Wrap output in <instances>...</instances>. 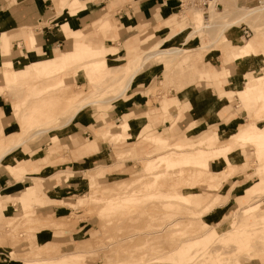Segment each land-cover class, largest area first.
<instances>
[{
	"label": "rangeland",
	"instance_id": "obj_1",
	"mask_svg": "<svg viewBox=\"0 0 264 264\" xmlns=\"http://www.w3.org/2000/svg\"><path fill=\"white\" fill-rule=\"evenodd\" d=\"M53 1L57 6L58 14H63L68 10L71 16H75L79 14L80 10L84 9L81 0H78V4H76L77 0ZM218 1L222 5L219 8L215 7L217 12L215 11L209 22L197 32H194V27L198 25L193 23V13L201 11L205 19H207L205 15H210V13L205 14L206 9L198 5H189L187 0H183L184 3L180 11L170 16L161 17L159 6H154V8H157L152 11H156L155 16L137 20L133 18L136 22L132 19L134 22L131 24L134 25L123 26L120 24L119 27H123V31L132 37L130 40L139 45L138 51L133 53L129 47V54L122 59L119 57L121 49L115 48L114 58L109 60L108 64L105 63L103 68L96 72L97 74L90 72L89 68L85 69V65H82V63H73L52 79L49 78L43 81L41 78H31L25 82H17L4 69L3 75L5 77L4 79L0 77V118L3 114L1 108L5 107V101L11 99L14 118L19 124L22 116L18 118L17 113L20 112L21 115V113L27 111L25 110L27 107L32 106L34 100L29 97L35 91L36 93L42 92H37V88H34V86H40L41 82L53 84L58 79H64L65 83L63 84H66V87L58 89L59 93H62L65 89L64 93L68 92L71 95V93L74 94L73 92L76 93V91L82 90L83 94L88 96L87 94L93 91V97L88 100L109 101L107 103H95L83 108L80 107L86 100L71 101V104H67L66 108H59L61 110L59 118L45 124L42 123L40 118L35 121L36 124L44 128L56 126L57 129L26 138V140L41 139L44 142L49 141L50 138L52 139L54 135L59 133L66 134L65 130L60 132V129L66 126L62 125V127L61 124L64 123V118L68 120L72 118L71 123L69 122L70 125L66 127V130L67 128L71 129L69 140L73 148L71 150L73 154L72 161L87 156L85 168L79 167L77 172L72 168L55 169L51 172L50 166L65 163L68 161L66 157L56 158L49 162L44 159L41 161L43 167L41 166L36 171L19 170L8 164L11 163L20 167V162L24 160L20 156H14L15 153H11L7 157L13 150V147L10 151L9 148L14 144L9 141H6V144H0V155L2 154L1 145L8 150H5L7 154L0 163V168L5 165L7 171L18 180L25 178V175L30 176L34 181L33 185L36 187L39 183L43 186V190L46 189L48 195L53 194L51 189L54 187L57 189V196L45 202L37 195L36 188H31L30 193L21 194L22 191H20L1 199V259H11V261L18 264H24L25 260L39 257L47 258V264H106L108 261H119L116 264H133L135 262L136 264H264V259L259 258L261 254H264V220L254 214L246 215L248 221L252 223L246 225L241 232L245 235L236 234L235 222L237 219L238 221L242 220L244 215L234 216L237 209L236 196L238 194L245 192L248 196L247 193L250 194L253 189L264 188V156L258 157L259 145L244 144L240 143L244 142L241 139H239L240 142H236L234 139L228 138L229 134H232L237 128L246 126L247 122L257 124L258 120L256 118H259L254 110L258 103H248L247 109V104L242 98L243 93L240 91L245 87L244 80L237 86H231L229 84L230 77L236 75V77L240 76L239 79L242 77L246 79L247 76L248 79L251 74L255 75L263 72L264 54L254 57L253 66L251 67L250 64L235 60L232 55L227 53L229 51L227 41L228 43L242 45L250 38L243 37L241 31L243 28L250 27L252 35L255 34V29L262 28L264 30V10L241 18L249 10L247 8L258 7L257 0ZM133 3L136 2L133 1ZM73 4H76V8L72 7ZM208 10V12H211L212 8L210 7ZM114 13L115 10L112 9L106 15L109 18L108 21L112 20V25L104 26L100 25L101 21H96L88 27L91 32L86 37L84 31L72 30L66 23L63 26L65 35L73 37L74 48L78 46V43L82 47H88L90 44L97 46V43L88 42L91 39L97 40L101 37L115 39L114 36L109 34V32L119 28L113 17ZM164 19H167V22L163 23ZM228 22H232V24L227 27L225 24ZM159 26L161 27L158 28ZM180 29L183 30L180 31ZM3 36L2 33L0 39ZM225 40L227 41L225 42ZM156 43L158 49L181 48L183 52H168L160 56L153 54L146 60L144 54L150 50V46L155 48ZM10 46L11 42L9 43ZM27 46H29L28 43ZM102 46L104 45L101 44L100 49H103ZM15 48L16 46H11V55L25 54L24 51L21 53L19 50L14 51ZM135 56L141 57L139 59L140 66L122 70L123 68L120 66L125 65L127 63L125 61L129 60V57ZM143 57L146 61H143ZM153 63L164 64L163 80L161 82H159V78L152 81L146 78L148 67ZM127 67L129 66L126 65L125 68ZM136 68H138L137 71ZM215 68L224 70L223 79L227 83H221V80H217L212 76ZM135 71L136 76L130 87L122 96H119L124 90L129 76ZM92 74H95V79H92L94 77ZM28 85H31L30 88ZM55 86H58V84ZM135 86L139 88L137 89ZM171 87L176 89L182 100H185L197 89L211 87L216 88L218 91L223 90V93L220 94L222 100L217 102L200 121L193 122L191 127L203 125L207 120L211 124L217 120L224 123L230 122L237 115L240 118L234 120L231 127L222 135L212 134L214 130L209 129L210 127L206 131L196 134L197 130L200 129L189 127L181 133V136H169L170 142H180L178 140L180 138L184 141L189 139L191 142H196L190 145L193 148L190 152L196 154V156L202 153V146L217 149L218 145L220 147L221 144L232 143L235 148L241 150L246 160L243 165L228 162L229 152L217 154L219 157L216 158L211 157L210 173L199 168V164L193 163H184L180 167L177 166L178 163L175 165L162 163L152 170L151 174H147L148 171L146 170L144 171V163L147 158L166 152L165 148H158L150 139L151 135L160 134L157 133L160 130V125H164L166 121H170L172 124L182 121L178 123L182 125L195 116L202 114L198 110L188 111L189 109L183 106L182 111L176 118L164 116L169 114L170 106H177L179 102V99L171 97L169 94ZM228 88L235 89V92L224 94V91ZM140 89L148 97L149 110L145 115L151 122L152 119L156 121L148 125L142 132H138V134H133L135 132L133 130L127 137H115L109 135V133L104 135V129L108 124L118 126L121 123V121L115 120V113L110 111L120 110V106L123 104L129 105L134 93ZM248 95L251 98V93H248ZM114 97L115 100H113ZM154 103L162 104L161 108L165 113L164 115L158 113ZM17 107L19 111H16ZM97 107L101 111L91 113L92 109L94 110ZM185 110L187 112L184 114ZM88 113L90 116L93 115L92 123L82 127V130L83 132L88 130L91 136L83 137L80 135L82 131L80 133L74 132L80 120L77 115H80V118H87ZM211 113L213 115L217 114L211 118ZM263 114L261 115L264 116ZM255 119L257 121H254ZM19 124L15 125L11 131L18 129ZM59 125L62 128L58 127ZM117 128L119 127H114L111 131H119ZM0 132L1 134L7 133L4 129ZM32 132L33 130L28 135H31ZM226 133L227 135H225ZM210 134L212 135L208 137L206 145H202L201 139ZM185 135H187V139H185ZM96 137L99 144L96 151L90 154L80 151L84 143ZM60 144L61 140L58 136L53 145L60 146ZM106 145L113 148L118 160L117 163L98 161V158L105 155ZM63 149L66 150L67 145H64ZM50 152H55V149ZM127 161L131 165L125 168ZM225 161L228 163L226 164ZM157 173L162 175L158 177L155 185L152 186L151 180ZM212 174H214V179L209 178L208 180L207 176ZM204 182H207L209 187L203 185ZM70 186L71 191L67 189ZM135 190H139V192L135 193L136 199L133 202L122 200L124 196L133 193ZM173 192H180L192 198L190 200L175 198L172 195ZM151 193L155 195L149 198L145 197ZM199 194L206 196V199L199 200ZM260 195L255 199L251 198L247 204L254 203L256 199H259L263 202L260 205L261 208H264V192ZM18 196L21 197V200L18 199ZM28 196L37 197L31 202L30 206L25 203L28 201L25 200V197ZM225 196H229L228 199ZM109 203L112 206L105 208ZM208 205L210 207L206 209L205 206ZM8 206H10L12 212L9 211ZM63 206L68 207V210L64 213L60 211ZM49 215L52 217L46 218ZM37 216L39 219H35ZM46 219L49 220V223ZM59 222H61L62 227L55 226L59 225ZM62 223L65 224L62 225ZM165 225L166 227L161 233L160 231L156 232L157 228ZM237 228L242 229L243 226ZM207 229H209V232L200 236ZM43 231L47 232L45 237L41 236ZM68 233H71V241L60 242L58 237ZM195 237L199 238L197 242L193 241L192 243L194 245L193 257L182 258L177 253V247L185 243L186 240ZM206 247L211 248L206 249ZM134 253L137 254L135 257L130 256ZM53 257L55 258L53 259ZM120 258H124L123 261Z\"/></svg>",
	"mask_w": 264,
	"mask_h": 264
},
{
	"label": "crops",
	"instance_id": "obj_2",
	"mask_svg": "<svg viewBox=\"0 0 264 264\" xmlns=\"http://www.w3.org/2000/svg\"><path fill=\"white\" fill-rule=\"evenodd\" d=\"M84 4V9L79 11V14L75 16H71V14L67 11L63 14H58L57 6L53 0H0V37L2 33L4 34L3 38L0 39V77L4 79V61L7 60L14 64L16 74L18 77L19 82L28 81V79L32 78V63L36 60H47L53 59L59 55L60 52H71L74 48V40L73 37H67L65 35L63 26L64 24H68L69 28L72 30H82L86 33L85 37L91 30H88L89 26L96 21H99L101 18L106 17V15L115 10L113 17L118 24L123 26H128L135 19H140L144 17H151L156 15V11L152 12L154 6H159L158 9L160 10L161 17H167L172 15L173 13H177L181 9V1L180 0H81ZM136 2L135 4L133 3ZM151 2V3H149ZM79 1L77 0L76 4ZM74 5V4H73ZM99 18V19H98ZM135 18V19H133ZM98 19V20H97ZM109 19V18H107ZM134 21H133V20ZM92 21V22H91ZM110 25L113 24L112 20L108 21ZM136 22V21H135ZM163 23L167 22V19L162 21ZM134 25V24H131ZM179 25V24H178ZM123 28V27H122ZM121 27H119L115 31L109 32L110 35L114 36L115 39H111L110 37L107 38H99L97 40L91 39L88 42L97 45H104L102 46L103 49L105 48H119L121 49L120 56L122 59L126 58L129 54V47L133 53L138 51L139 45L135 43V41H131L129 35L123 31ZM69 29V30H70ZM31 31V33H30ZM33 34L35 37L36 43L32 45L30 35ZM11 42V46H16L14 51L25 52L24 55H11L4 56V49L8 50L10 53L11 46L9 47V43ZM27 43L29 46H27ZM117 58V57H115ZM253 62V61H252ZM164 72V64L163 63H153L148 67V74L146 76L147 80L152 81L156 78H159V82L163 80L162 73ZM225 75L224 70L214 69L212 72V76L217 79L221 80V83H227L224 81L223 77ZM240 77V76H239ZM236 75L230 77L231 81L229 84L231 86H237L241 84L242 80L245 83V77L239 79ZM135 79V78H134ZM135 88H139L135 86ZM243 90V89H242ZM242 90L240 92H242ZM228 92H235V89L228 88L224 91V94ZM223 93L221 89L218 91L216 88L213 89L211 87H206L203 89H197L194 93L190 94L185 100L181 99V95H179L174 87L170 88L169 94L171 97H176L179 99L177 106H174L170 109L169 114H165L163 109L161 108L160 103H154L158 113L165 114L164 116L168 117H177L180 111H182V107L185 106L188 111H195L198 110L202 114H206L217 102L222 100L220 98V94ZM1 94V89H0ZM178 97V98H177ZM151 98V97H149ZM148 97L145 96L143 91L137 90L134 93L129 105H121L120 110H112L110 112L115 113V120L116 121H130L135 129L133 134H138V132H142L148 125L156 120L152 119V122L148 119L145 115L148 112ZM152 99V98H151ZM120 105V104H119ZM5 107L1 108L3 112L0 118V131L6 130V132L11 131L15 125H17V121L14 118V108L12 104V100L8 99L5 101ZM7 109V110H6ZM97 111L98 113L101 111L99 108L92 109L91 113ZM217 111V110H216ZM187 111H184V114ZM89 114V113H88ZM132 115V116H131ZM80 119L79 123L76 125L75 133H80L82 131L81 136H91L88 130H82V127H85L92 123L93 115L87 118H80V115H77ZM152 117V116H151ZM194 117V116H193ZM240 118L239 115L231 119L230 122H221V120H217L215 123H209L210 121L207 120L203 125H196L191 127L193 124V119L189 120V122L184 123L182 125L178 124L182 121L177 123H173L170 121H166L164 125L159 126V132L161 135H168L170 137H178L181 136V133L185 131V129L191 128H199L196 134H200L209 129L217 131L219 134L225 133L234 120ZM71 123V121H70ZM70 123L60 129V132L65 130V133L57 134L61 140L60 146L53 145L55 141H42L39 140H26L24 143L19 145L18 147L14 148L8 155L11 153H15L14 156H20L21 159L20 164H23L22 167L27 171H36L42 165V160L46 159L48 162L53 161L54 159L58 158H67L68 161L65 163L51 165V172L59 170L61 168L65 169H74L77 172L79 167L85 168V162L87 156L80 160H73V154L71 150L70 136H71V129L66 130V127L70 125ZM95 123V122H93ZM119 123V122H118ZM94 125V124H93ZM106 126L104 132L107 131ZM210 125V126H209ZM152 126V125H151ZM173 130L175 132L173 133ZM3 134L0 132V138L3 137ZM154 134V135H160ZM151 135V136H154ZM186 136V135H185ZM64 145H67V149H63ZM5 147L1 145V149ZM99 148L98 139L97 137L94 139H89L86 143H84L80 151L85 154H90L96 151ZM55 149V152H50L51 150ZM58 149V150H57ZM57 150V151H56ZM46 152V153H45ZM13 160V159H12ZM98 161H103L107 163L114 164L117 163L118 160L116 155L113 152V148L110 145L105 146V155L98 158ZM84 163V164H83ZM131 165L128 161L126 162L125 168H128ZM3 168H0V191L4 189H9L10 195L21 192L23 193H30L31 188H36L37 195L45 202L46 200H51L57 196V189L54 187L51 189L53 192L52 195L46 194V189L43 190V186L37 183L36 187L33 185L34 181L31 179L30 176L25 175L22 180L16 179L14 175H11L5 165ZM43 167V166H42ZM21 170V169H19ZM69 191H71V186L68 187ZM75 190V189H74ZM20 194V195H21ZM204 200L206 196L200 195ZM227 199L229 196H225ZM20 196H18V199ZM35 196H28L25 197V202L27 205L30 206L31 202L36 199ZM251 198H249L245 192L243 194H238L236 196V204L238 211L239 208L247 205ZM229 205V202L227 203ZM227 205V206H228ZM68 210L67 206L61 207V212H66ZM47 235L46 231L41 232V236L45 237ZM60 242H70L71 241V233L66 235H61L58 237ZM259 258L264 259V254H261ZM258 258V259H259ZM0 264H18L17 262L11 261V259L7 258H0Z\"/></svg>",
	"mask_w": 264,
	"mask_h": 264
},
{
	"label": "bare ground",
	"instance_id": "obj_3",
	"mask_svg": "<svg viewBox=\"0 0 264 264\" xmlns=\"http://www.w3.org/2000/svg\"><path fill=\"white\" fill-rule=\"evenodd\" d=\"M75 6H76V4H74V6H72V7L76 8ZM215 7L216 6L214 4L211 5L212 10H211V12H209L210 15H208V17H209L208 19H210L212 17L213 13L216 11ZM247 9H249V10L244 15H242L241 18H244L246 15H249V14L251 15V14H254V13H257V12L264 10V5L258 6V7L247 8ZM107 18L108 17L101 18V20H99V21H101L100 25L110 26ZM193 18H194L193 23H196V25H198L197 27H194V32L199 31L200 29H202L207 24V23H205L206 19L203 16V14L201 13V11H199V12L195 11V13H193ZM231 24H232V22L231 23L228 22L227 24H225V26L228 27ZM160 27L161 26H159L158 28H160ZM183 29H180V31ZM30 39H31L32 45H34L36 43L35 37L33 35H30ZM226 41L227 40H225V42ZM157 45H158L157 43L154 45L155 48L150 46V50L144 54L146 60L148 59V57H151V55H153V54L160 56V55L166 54L168 52H171V53L183 52V50L181 48H172L171 50L158 49V48H156ZM212 45H214V44H212ZM77 47H80V48H77ZM77 47L73 48V50L71 52H60L59 55L53 59H47V60L41 59V60H36L35 62H33L32 63V70H31L32 71V78H34V79L35 78H41L43 81L46 79H49V78L52 79V77L56 76L60 71L66 69L69 65H72L73 63H82V65H85V69L89 68L90 72L92 71L93 73L94 72L96 73V72H98V70L103 68V65L105 63L108 64L109 60L114 58V53H116V51L113 48H111V49L110 48L100 49V45L96 46V45L90 44L88 47H82L78 43ZM208 47H210V46H208ZM227 48L229 50L227 53L232 55L235 60H241L242 62L248 63V65L250 64L252 67L253 66L252 61H253L254 57H258V56H261L264 54V30L262 28L255 29V34L250 36V38L242 45L232 44L230 42L228 43V41H227ZM9 54H10V52L8 50L4 49L3 55L8 56ZM149 54H150V56H149ZM129 58H130L129 60L125 61L127 63L124 62L125 63V65H123L124 67L119 65L121 68H123L122 70H124V69L128 70L133 66H135V67L140 66L139 65L140 64L139 59L141 57L135 56V57H129ZM145 59L143 57V61ZM3 64H4V69H6V71H7V72L6 71L5 72L10 77L17 80V82H18L19 80H18V77L16 74L14 64L12 62L7 61V60H5ZM126 65L129 67L125 68ZM115 69H117V68H115ZM137 69L138 68H136V71H137ZM122 70L120 69V71H122ZM136 71L132 72V74L129 76L128 82H127L124 90L122 91V93L119 94V96H122L127 91V89L130 87L134 77L136 76ZM92 76H94L92 79H95V74H92ZM60 77H62V76H60ZM56 81L57 82H55L53 84H51V83L46 84L44 82H41L40 86H34V88H37V92H41V91L42 92L36 93V91H35L34 94L31 93V96L29 98L30 99L33 98V100H34L32 102V106H29V107L26 106L27 108L25 110H27V111L25 113H21V115H20V112L17 113L19 115L18 118H20L22 116V119H23V121H22V119H20V124L18 123L19 128L16 130H13L11 132L4 133L3 137L0 138V144H6L5 143L6 141H9L11 144H14L11 146V148H9V151H10V149H12V147L14 149L15 147H18L19 145L24 143L26 141L27 137L30 138V137H33L34 135H41L45 132L57 129V128H55L56 126L44 128L41 125L36 124L35 121L40 118L42 120V123L45 124V123H48L52 120H55L56 118H59V114L61 113V110H59V108H66V105L71 104V101H77L78 102L80 100L81 101L86 100L85 103L80 108H83V107H86L89 105H93L95 103H107L109 101V100H98V99L88 100V99H91L90 97H93V95H94L93 91L88 93L87 94L88 96L83 94L82 90L79 92L76 91V93L73 92L74 94L71 93V95H69L68 92L64 93L65 89L62 91V93H59L58 89H61L66 84H63V83H65L64 79H58ZM56 84H58V86H55ZM28 86L30 88L31 85H28ZM50 86H52V87L50 88ZM242 89H243L242 90V93H243L242 98L244 99L245 103L247 104V109H248V103H251V102H253V104L258 103V106L254 110L257 113V115L259 116V118H256L258 121L256 119L254 120V121H257V124L247 122L246 126L241 127L239 129L237 128L232 134H229L230 136L228 138L234 139L236 142H240L239 139H241L244 142H240V143H244V144H252L255 146L259 145V149L257 152L259 155L258 157H263L264 156V116H262L261 114L264 113V71L259 73V74H255V75L251 74V75H249L248 79L246 76L245 87ZM248 93H251V95H252L251 98H249V95L247 96ZM34 96H36V97H34ZM110 100L112 101V99H110ZM113 100H115V97ZM28 102L29 101L27 99V103ZM170 108H172V106H170ZM16 111H19L18 107L16 108ZM213 113H215V112H213ZM213 113L210 114L211 118L217 114L216 113L213 115ZM204 116H206V115L205 114H199V115L195 116L193 119V122H195L197 120L200 121V119H202ZM71 119L68 120V119L64 118V123L61 124V126L62 125L65 126L66 124H68ZM254 121H252V122H254ZM39 126H40V128H39ZM58 127H60V125ZM62 127H60V128H62ZM114 127H119V128H117V129H119V131H117V132H113L115 130L111 131V129ZM32 130H33L32 134L28 135V133ZM133 130H135V129H134L132 123L130 121L126 120V121L118 124V126H115L114 124H110L107 127V131L104 132V135H107L109 133V135H113L115 137H127L130 135V133ZM174 132H175V130H173V133ZM214 133H216L218 135H222V134H219L217 131H214L212 134H214ZM227 133L225 135H227ZM212 134L208 135L204 139H201V144L206 145L208 137L211 136ZM57 138H58V136L54 135L51 140L56 141ZM187 138L188 137L186 135L185 139H187ZM150 139L154 143V145H156L158 148H165L166 152H163L161 154H156L155 156L146 159V161L144 163V171L145 170L148 171L147 174H151L152 173L151 171L156 169L162 163H170V164H174V165L178 163L177 166H179V167H180V165H182L184 163L185 164L186 163L199 164L200 165L199 168H202V169H204L203 171L206 170L210 173V171H211L210 160L212 158L219 157V156H217V154L220 155V154L229 153V152H230V154H229L230 156L228 157V160H227L228 162H231L234 164H241V165H243L246 162V160L243 157L241 150L239 148H235L232 143H224L223 145L221 144L222 146L220 145V147L218 145L217 149H215V148L211 149V148L202 146V150H201L202 153L200 155L196 156V154H193L190 152L193 149V148H191L190 145H192L196 142H191V141H189V139L187 141H184V140H181L182 138H180V139H178L180 142H178V141L177 142L176 141L170 142V138L168 135H154V136H150ZM5 150H7V148L6 149L4 148L1 150L2 154L0 155V163L2 162L3 158L7 154ZM3 151H5V152H3ZM123 151H121V152H123ZM206 153H208V154H206ZM228 162L225 161L226 164ZM263 162H264V160H263ZM8 164L10 166L17 168V169H21L22 171H27L24 168V166L22 167L23 164H21L20 167L14 166L11 163H8ZM161 175L162 174H158V173L155 174L154 178L151 180L152 186L155 185L158 177H160ZM213 176H214V174L207 176L208 180H209V178L213 180L214 179ZM263 178H264V176H263ZM263 178H262V180H263ZM207 182H204V184H203V185H206V187L208 186ZM216 186H217V184H216ZM249 191H250V189H249ZM137 192H139V190L138 191L135 190L133 193L131 192L130 194L124 196L122 198V200L125 202L126 201L127 202H133L136 199L135 193H137ZM250 192H251L250 194H249V192L247 193L248 197L255 199L261 193L264 192V188L253 189ZM7 195L10 196L9 189L3 188L0 191V202H1V199L3 197H7ZM153 195H155V194L151 193V194H147L145 197L149 198L150 196H153ZM172 195H173V197L179 198V199L190 200V198H192V197L189 198V195H186V194H183L180 192H176V193L173 192ZM260 196H262V195H260ZM20 200H21V197H20ZM199 200H204V199L200 196ZM258 200L259 199H256V202L247 204V205L239 208L240 212L239 211L235 212L234 216H237V215L240 216L239 214L244 215L242 220L238 221V219H237L236 222L234 221L236 234L241 233L245 229L246 225H249L252 223V222L248 221L249 219H248V217H246V215L254 214V215H257L260 219L264 220V208H261V206H260L261 203H263V202H262V200H259V201ZM20 203H21V201H20ZM111 206H112V204L109 203V204H107V207H105V208H109ZM8 207L10 208V206H8ZM205 207H206V209H208L210 206L208 205ZM9 211H11V208ZM50 215H52V214H50ZM50 215L46 218H49ZM234 216H233V218L236 219ZM37 217L35 219H39V217L38 218ZM197 217H199V216H197ZM63 218H62V221H63ZM43 221L45 222V220H43ZM46 221L48 222L49 220L46 219ZM175 221H177V219H175ZM50 222H52V221H50ZM167 223H169V222H167ZM63 224H65V223H62V225ZM55 226H61V222H59V225H55ZM239 226H243V228L242 229L237 228ZM64 227H65V225H64ZM165 227H166V225L164 227L157 228L156 232L158 233L160 231V233H161V231H163V229ZM209 229L205 230V232L200 234V236L204 235L205 233H208ZM221 234H223V233H221ZM241 234L245 235V233H241ZM198 238L195 237V238L186 240L185 243L180 244V246L177 247L178 248L177 253L179 255H181L182 258H185V257H186V259H187V257L192 258L193 257V248H194V245H192V243H193V241L197 242ZM181 242H184V241H181ZM209 248H211V247H209ZM209 248L206 247V249H209ZM54 254H56V253H54ZM35 255H34V257H35ZM136 255L137 254L134 253V254H131L130 256L135 257ZM194 255H196V254H194ZM39 258H41V257H39ZM39 258H34L32 260H30V259L25 260L24 264H34V263L35 264H47V262H48L47 258H41V259H39ZM54 258L55 257H53V259ZM120 259H122V261H123L124 258H120ZM117 262H119V261H116V262H109L108 261L106 264H116ZM142 263H143V261H142ZM133 264H136V262Z\"/></svg>",
	"mask_w": 264,
	"mask_h": 264
},
{
	"label": "built area",
	"instance_id": "obj_4",
	"mask_svg": "<svg viewBox=\"0 0 264 264\" xmlns=\"http://www.w3.org/2000/svg\"><path fill=\"white\" fill-rule=\"evenodd\" d=\"M180 1H181V6H182L184 2L183 0H180ZM187 1H189L188 2L189 5H192V4L195 6L198 5L206 9L205 14H209L208 9L211 7L212 4H214L216 8H219V6L222 5L221 2H219L218 0H187ZM257 3H258L257 4L258 6H263L264 0H257ZM205 16L207 18L205 23H208L209 22L208 15H205ZM241 31H242L243 37L246 38V37H250L252 29L250 27L248 28L246 27V28H243Z\"/></svg>",
	"mask_w": 264,
	"mask_h": 264
}]
</instances>
